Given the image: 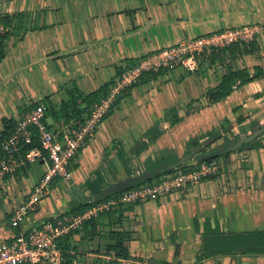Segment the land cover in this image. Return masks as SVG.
Returning a JSON list of instances; mask_svg holds the SVG:
<instances>
[{"label":"crops","instance_id":"crops-1","mask_svg":"<svg viewBox=\"0 0 264 264\" xmlns=\"http://www.w3.org/2000/svg\"><path fill=\"white\" fill-rule=\"evenodd\" d=\"M5 14L11 20L0 60V131L3 119L13 128L22 113L39 102L47 107L48 126L59 130L78 119L69 104L72 97L84 118L88 112L81 94L108 89L122 70L151 50L225 27L264 22V0H7L0 2V17ZM228 66L244 68L254 77L213 102L208 90ZM169 109L181 115L174 124L165 119ZM263 115L264 32L199 57L193 72L180 66L147 71L125 87L93 137L71 159L78 186L67 189L54 179L20 228L29 230L74 212L127 175L152 168L158 172V159L170 150L177 158L167 165H173L183 159L192 136L211 128L219 134L227 129L238 133L247 118ZM187 159L181 164H188ZM46 163L45 158L25 163L6 177L0 191V241L16 231L8 224L9 213L27 198ZM106 219L98 227L102 233L108 229ZM111 219L114 229L130 232L129 258L120 260L122 264H264V254L239 250L199 257L207 229L264 228V146L235 149L212 178L121 207V216ZM81 236H72L77 264L108 261L107 238Z\"/></svg>","mask_w":264,"mask_h":264},{"label":"built area","instance_id":"built-area-1","mask_svg":"<svg viewBox=\"0 0 264 264\" xmlns=\"http://www.w3.org/2000/svg\"><path fill=\"white\" fill-rule=\"evenodd\" d=\"M8 31L9 26L0 17V37ZM261 32H264V22L242 24L199 34L151 50L137 63L122 70L109 86L106 95L92 103L83 119H77L59 130L48 126L44 103H35L26 109L15 122L11 132L0 138V191L6 187V177L25 163L43 158L47 163L27 198L15 205L9 213L8 224L16 231L9 238L0 241V264H60L62 252L57 246V239L81 226L89 217L116 205L124 207L172 191H184L202 178H212L218 171V165L198 161L193 169L163 174L153 182L125 189L118 195L100 200L81 212L66 211L42 221L29 230L20 228L27 214L35 209L54 179L62 180L67 189L78 186L69 167L71 159L80 145L93 137L97 125L113 107L125 87L137 82L147 71L180 66L193 72L197 68L199 57L233 43H247ZM35 136L38 146L24 149Z\"/></svg>","mask_w":264,"mask_h":264},{"label":"trees","instance_id":"trees-1","mask_svg":"<svg viewBox=\"0 0 264 264\" xmlns=\"http://www.w3.org/2000/svg\"><path fill=\"white\" fill-rule=\"evenodd\" d=\"M1 19L7 25L10 24L11 17L9 15L5 14L4 16L1 17ZM7 34L8 32H6L4 35L0 37V60L4 55V43L2 40ZM233 44L239 45L242 43H233ZM253 77L254 75L251 76L249 72L244 68L236 69L228 66L225 72L220 77L219 82L216 85L210 87L208 90V93H210L211 95V101L215 102L217 100L224 98L225 96L230 94L233 89L237 88L239 85L243 83L248 82ZM108 89L103 88L102 90V87H100L91 93L80 95L81 98L86 102L85 105L86 112H89V109L93 102L98 101L100 98L106 95ZM75 99L76 97H72L69 101V104H71V107H73V110H75L73 114L76 116V118L83 119V117L80 114L79 115L77 114V113H81L83 109L80 108L79 103L75 102L76 101ZM170 114L171 116H169ZM169 115L165 117V119L170 124H174L175 122L181 119V115H179L175 109H169ZM9 121L7 119H3L4 127L0 131V138L4 135H8L11 132L12 130V128H10L11 126L10 127L7 126ZM249 129L250 130L247 132V134H250L259 129L260 131L256 135H254L252 139L243 142L238 149L251 148L252 146H254V144H256V146L258 147L264 146V115L262 116V119L254 118L251 121ZM239 135H240L239 133L238 134L232 133L231 136H227L223 134L222 142L220 145L205 149L204 145H208L211 142L216 141L218 137H220L219 133L214 128H211L203 134L189 138L188 142L189 144H191V148L189 149L191 150L190 151L187 150L185 151V153L193 152V155L195 154V156L199 158V156L203 153L212 152L216 150L219 146L227 145L230 139H237ZM31 146H38V140L36 136L34 137L33 141L30 144L26 145L23 148L26 149ZM196 148H198V150H196ZM230 152L231 151L222 153L220 155L211 156L209 158L204 159V161L208 163H216L218 165V171L216 173H218L220 169L224 166V163H226L227 157ZM196 163L179 164L176 168H172L170 170H167L168 165L159 166L156 168L159 169V171H161L163 174L185 172L190 169H193ZM151 170L155 171V169L153 168ZM159 176H161V174H156L152 176V178L144 182L138 183L136 185L153 182L156 179H158ZM119 193L120 192L110 194L109 196H105L102 198H98V197L95 199L92 198L90 201L84 204H80L76 208V210H74V213L81 212L84 209L94 205L98 201L112 196H116ZM121 207L122 206L120 205H116L110 207L107 210L100 211L95 216H91L88 219L84 220L81 226L69 231L65 235L58 238L57 246L61 249L62 252V261L60 264H77L76 259L78 257L77 255L78 250L76 248L77 246H75L74 242L72 241V236L74 234H80V233L83 234V236H81V239L84 238L86 239L87 237L98 235L99 238L104 236V238H107L110 241V243H107L105 245V254H109L110 258L104 264H122L120 260L129 258L127 242L130 237V232L123 227L114 229L113 225L115 224V222H113L111 219L112 215L115 214L121 216ZM102 218H107L106 222H104L103 224L108 226V229L103 233L100 230H98V227L102 225L101 224ZM205 231L206 232L204 234L202 241V253L199 255V257H204V256L209 257L214 254H220V255L235 254L238 250L241 254H249V255L264 254V228L252 229L246 231H223L220 228H213L211 230L207 229ZM97 264L100 263L98 262Z\"/></svg>","mask_w":264,"mask_h":264},{"label":"water","instance_id":"water-1","mask_svg":"<svg viewBox=\"0 0 264 264\" xmlns=\"http://www.w3.org/2000/svg\"><path fill=\"white\" fill-rule=\"evenodd\" d=\"M4 1H7V0H0V2H4ZM210 97H211V95H210ZM259 131H260V129L254 131L250 134H246V135L240 134L237 139H230L229 142L227 143V145L219 146L216 150H214L212 152L203 153L199 156V158L196 157L195 154L193 155V152L186 153L184 155L183 159H181L180 161H177L173 165L169 166L167 168V170H170L172 168H176L179 164L182 163V161L191 157L192 155H193V158H195L198 162V161H204V159L209 158L211 156L220 155L222 153L238 149L243 142L252 139L253 136L256 135ZM196 150H198V148H196ZM156 174H162V172L161 171L157 172V171L151 170V171H145V172L140 173V174L127 175V176L105 186L103 189H101V191H99L92 198L93 199H95L97 197L102 198L105 196H109L110 194L121 192L125 189H128L130 187L135 186L138 183L144 182V181L152 178V176H154Z\"/></svg>","mask_w":264,"mask_h":264},{"label":"rangeland","instance_id":"rangeland-1","mask_svg":"<svg viewBox=\"0 0 264 264\" xmlns=\"http://www.w3.org/2000/svg\"><path fill=\"white\" fill-rule=\"evenodd\" d=\"M6 8L8 9L7 11H9L10 13H12V10H11V6L8 4L7 6H6ZM3 16V15H2ZM158 49V48H157ZM188 110V109H187ZM187 110H186V112H187ZM255 118V117H254ZM254 118H247L246 120L244 119V118H242L241 119V121H243V120H245V122L242 124V126L241 127H238V133L240 132L241 133V135H246L247 134V132L250 130L249 129V126H250V124H251V121L254 119ZM261 119V118H260ZM47 121H48V123H50V122H52V117L51 116H49L48 118H47ZM238 121V120H237ZM238 122H240V120L238 121ZM215 129V128H214ZM217 131V130H216ZM232 133H237V132H234L233 130L231 131L230 129H227V132H224L223 134L224 135H227V136H231V134ZM237 133V134H238ZM243 133H245V134H243ZM222 133H220L219 134V136L220 137H218V139L216 140V141H214V142H211L210 144H208V145H204V148L205 149H208V148H210V147H213V146H218V145H220L221 144V142H222V135H223ZM196 136V135H195ZM192 137H194V136H192ZM191 138V137H190ZM254 146H256V144H254ZM189 148H191V144H189V142H186V149H185V151H187V150H191V149H189ZM237 150H239V149H237ZM234 151V150H233ZM230 154V153H229ZM229 156V155H228ZM176 156L172 153V151L170 150L169 151V153H167V154H165L164 155V157H161V159L159 160L158 159V161H157V165L155 166V167H159V166H166L167 164H169V161H171V160H176ZM187 161H188V163H193V164H195L196 162H197V160L195 159V158H192V159H187ZM219 161V160H218ZM161 175H163V174H161ZM144 184V183H143ZM3 209V208H2ZM31 215H29L28 217H30ZM29 219V218H28ZM0 222H1V219H0Z\"/></svg>","mask_w":264,"mask_h":264}]
</instances>
